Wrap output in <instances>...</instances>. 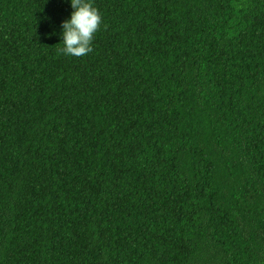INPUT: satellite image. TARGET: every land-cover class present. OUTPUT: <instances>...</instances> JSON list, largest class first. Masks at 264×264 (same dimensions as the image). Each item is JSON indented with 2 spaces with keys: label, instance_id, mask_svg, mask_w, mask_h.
<instances>
[{
  "label": "trees",
  "instance_id": "trees-1",
  "mask_svg": "<svg viewBox=\"0 0 264 264\" xmlns=\"http://www.w3.org/2000/svg\"><path fill=\"white\" fill-rule=\"evenodd\" d=\"M0 0V264H264V0Z\"/></svg>",
  "mask_w": 264,
  "mask_h": 264
},
{
  "label": "clouds",
  "instance_id": "clouds-1",
  "mask_svg": "<svg viewBox=\"0 0 264 264\" xmlns=\"http://www.w3.org/2000/svg\"><path fill=\"white\" fill-rule=\"evenodd\" d=\"M72 12L61 22L62 47L66 56L84 57L93 51L94 36L102 24V16L92 0H68Z\"/></svg>",
  "mask_w": 264,
  "mask_h": 264
}]
</instances>
